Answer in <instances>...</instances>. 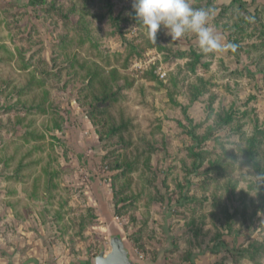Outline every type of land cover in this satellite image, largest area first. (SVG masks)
I'll return each instance as SVG.
<instances>
[{
	"label": "rangeland",
	"instance_id": "rangeland-1",
	"mask_svg": "<svg viewBox=\"0 0 264 264\" xmlns=\"http://www.w3.org/2000/svg\"><path fill=\"white\" fill-rule=\"evenodd\" d=\"M28 1L0 0V44L56 72L65 62L54 44L64 35L81 34L73 25L83 18L90 41L75 44L78 52L104 58L118 69L111 75L119 88L118 101L105 104L104 119L111 115L126 123L122 134L101 137V127L92 123L78 92L84 80L73 78L71 70L46 80L61 127L46 130L37 143L40 148L32 153L28 152L33 145L23 144L15 158H42L36 167L24 169L31 177L43 178L41 168L48 159L49 170L56 171L59 186L53 204L46 207L38 200L27 205L38 212L47 241L67 238L69 247L86 250L94 263L101 251L109 252V239L118 233L136 264H264V181L244 163L247 139L264 128V82L261 73L256 77L264 70V49L249 46L260 41L256 30L264 23V0H245L247 8L257 7L262 14L259 22L250 20L243 33L234 27L243 13L230 14L219 7L230 0H190L194 8L216 7L208 26L222 44L209 53L198 49L207 65L195 73L186 68L187 59L174 58L172 52L187 41L198 48L197 36L187 32L171 39L161 28L153 43L135 19L132 0H111L115 22L101 16L107 10L103 0H38L33 6L26 5ZM51 3L54 8L47 10ZM234 40L241 51L233 47ZM128 42L135 51L129 52ZM20 66L14 59L0 62V150L11 143L0 153L7 156L17 151L12 143H19L16 139L23 131L17 117L33 121L39 129L46 124L37 112H24L19 105L9 108L15 99L5 89L6 81L24 82ZM228 115L231 123L211 130L219 117ZM194 129L210 134L201 148L188 133ZM120 135L132 145L122 147ZM192 145L195 151L207 152L199 169L190 155ZM258 148L264 152V138ZM125 153L138 163L121 176L113 160ZM215 159L223 164L222 175H201ZM11 171L0 161V222L10 221L1 202L8 190L28 187L7 178ZM12 203L17 208L26 205ZM59 209L62 217L56 219ZM253 242L263 246L255 259L239 257L235 248Z\"/></svg>",
	"mask_w": 264,
	"mask_h": 264
},
{
	"label": "trees",
	"instance_id": "trees-1",
	"mask_svg": "<svg viewBox=\"0 0 264 264\" xmlns=\"http://www.w3.org/2000/svg\"><path fill=\"white\" fill-rule=\"evenodd\" d=\"M102 1V0H100ZM105 2V6L107 8L106 12L103 13L101 16L108 18L109 21L115 22V18L113 16V9H112V2L111 0H103ZM254 1V0H251ZM38 0H29L26 5H35L37 4ZM247 2L245 0H230L229 4L221 5V7L224 12H228L230 14L235 13V11L239 12L241 11L243 13V16L240 17L241 19L240 23L235 24L236 30L239 33H243L246 29V24H250V20L253 22H259V19L262 14V10L259 8H254L251 10L250 8H247ZM54 8V4L51 3L49 8L47 10H52ZM216 7H212L211 9L214 10ZM247 15V16H246ZM61 17L63 19H66L62 14ZM248 17L250 19H248ZM264 21V19H263ZM85 21H83V18L79 20L73 27L81 33L77 34L73 37L63 36L59 38V41L57 44H54L55 49L59 50L58 56H62L63 62H65V65L60 67L56 72L47 71L45 67V63L42 61H36L31 62L32 57L25 58L20 51L15 54L13 51L11 52L8 47H6L5 43L0 44V50L2 49L4 52L3 54H0V62H8L11 59H14L15 62L18 60L21 63L20 71H22L25 75L24 82L20 85L18 83L13 82V80L6 81L5 89H8V93L14 97L15 101L10 104V109L12 107L18 106L20 108H17L19 110H23L24 112H37L40 115L45 116L46 124L44 125V122H42L43 128L40 127L37 128L34 126L33 121L24 122L26 120L25 117H17L16 123L19 124L20 128L23 130L19 137L16 140H20L19 143L13 142L12 144H16V149L14 154H9L8 156L6 154L0 153V161L4 164V166L12 167L11 175L7 176L9 179H13L15 182H20L21 184H27L28 187L22 188L21 190L25 192L26 199L30 203H38V200H42V204H45L44 206H50L53 204V201L55 196L58 194V184L56 183V171L55 170H49L50 166V160L48 159L45 165L41 168L42 173L44 176H41L43 178H39V176H33L31 177L30 173H24V169L28 166H34L41 161V157L35 158L33 161H25V154H22L17 160H16V153L23 144H32L33 146L30 148L28 153H32L40 148V146H37V143H39L41 140H44L46 137V130L49 131L55 127L60 128L62 120L60 118L56 117V108L55 105L51 99L50 92L47 89L46 86V80H48L51 76L54 78L58 77L63 71L71 70L72 71V77L84 80V84L82 87L78 90L80 95H83L84 102L86 101L88 107H89V117L94 125L97 127V132L100 134L101 137L104 135L106 137L110 135H114V133L122 134L124 130V127L126 126V123L122 121V118H115L111 115H108V122L104 119V114L107 112V108L105 107V104L107 103H116L118 99L116 96L119 94V88L115 84H113V81H115L114 78L111 77V75L117 74L118 69L116 67H113V64L109 62L108 60L101 58L102 60H97L98 58L93 57L91 55H81L78 51L77 45L75 44H82L84 42L90 41V35L89 31L87 32V28L82 25ZM113 24V23H112ZM115 25V24H113ZM116 26V25H115ZM257 36L259 38V42H255L252 44H249L250 48L255 49L257 47L261 48V51H263L264 46V23L258 30H256ZM180 43V42H179ZM233 44V42H232ZM236 48H239L241 51V45H239L238 42L234 40V46ZM126 48L129 50V52L135 51L136 47L132 44V42H128L126 44ZM198 48H195L193 46V43L186 42L185 46H182V43L178 44V46L175 48V50L172 52V55L174 58L178 59H187L186 62V68L191 72L195 73L197 69L205 67L207 64L201 62L202 61V55L198 53ZM232 51H234L233 48H231ZM249 53V52H244ZM5 54V55H4ZM98 54H96L97 56ZM128 55V54H127ZM128 56L124 58V60L127 59ZM100 58V56H99ZM105 62L108 66H105L103 62ZM35 66V69H33ZM251 71V69H250ZM261 73L262 81L264 82V70H260L259 73H256V77H259ZM150 74V72H148ZM147 75V73L145 74ZM199 81L202 83L203 81L199 79ZM114 87L116 90H114ZM120 88H123L121 86ZM202 92V90H200ZM30 95L29 98H26V96ZM129 122V121H128ZM232 122V116L228 115L225 118L219 117V121L216 122L215 126H211V130L216 129L217 126L222 125V123H231ZM109 124L108 130L106 132L104 131V127ZM45 127V129H44ZM194 128V127H193ZM189 135L193 139V142L196 144L197 147L201 148L202 144L205 142V140L209 137V133H205L203 135L197 134L195 129L188 131ZM103 135V136H102ZM100 138V137H99ZM264 138V128H259L256 130L253 135L247 139V147L245 150V165L252 170L256 172V174L261 177L262 181H264V152L258 150L259 146L261 145ZM101 139V138H100ZM119 141L122 143V147H126L128 145H132V142L130 140H124V138L119 136ZM11 143H6L4 145L0 152L2 150L8 149L9 145ZM34 150V151H33ZM206 151L199 150L195 151V146L192 145L190 150V155L193 158V160L196 162L195 168L199 169L202 167L203 162L205 161V155ZM103 159L105 157H102ZM114 168L121 169L120 175H125L133 171L134 166L136 163H138V160L136 157L132 158L127 156V154H118L115 157V160H113ZM145 163V162H144ZM208 167L204 168L203 172H201V175L204 174H210V173H220L223 171V164H221V161L218 159L215 160H209L208 161ZM219 174V175H220ZM222 175V174H221ZM42 181V183H41ZM41 183V184H40ZM205 183V182H204ZM17 189L8 190L10 194H16ZM20 202V200H19ZM9 204L14 206V203L9 202ZM44 210H49V208H44ZM17 212L15 211V214ZM55 218H61V210L58 211L55 210L54 212ZM83 221L80 222V226L83 225ZM82 228V226H81ZM256 244V243H255ZM253 243H249L247 245H240L239 247L235 248L239 252V257L241 258H248L251 260L255 259L256 253L259 251H262L263 248L262 245H255ZM264 250V249H263Z\"/></svg>",
	"mask_w": 264,
	"mask_h": 264
},
{
	"label": "crops",
	"instance_id": "crops-1",
	"mask_svg": "<svg viewBox=\"0 0 264 264\" xmlns=\"http://www.w3.org/2000/svg\"><path fill=\"white\" fill-rule=\"evenodd\" d=\"M25 196L21 189H17L16 194L6 195L12 202L20 200L26 204L20 208L9 207L6 199L1 200L4 209L7 208L6 219L10 221L0 222V264H95L86 250L81 252L75 245L69 247L67 238L47 236V241L38 212L27 206L31 203Z\"/></svg>",
	"mask_w": 264,
	"mask_h": 264
},
{
	"label": "clouds",
	"instance_id": "clouds-1",
	"mask_svg": "<svg viewBox=\"0 0 264 264\" xmlns=\"http://www.w3.org/2000/svg\"><path fill=\"white\" fill-rule=\"evenodd\" d=\"M132 9L153 43H156L157 32L163 28L171 39L194 33L204 53L222 48L219 37L208 26L212 9L194 8L190 0H132Z\"/></svg>",
	"mask_w": 264,
	"mask_h": 264
},
{
	"label": "water",
	"instance_id": "water-1",
	"mask_svg": "<svg viewBox=\"0 0 264 264\" xmlns=\"http://www.w3.org/2000/svg\"><path fill=\"white\" fill-rule=\"evenodd\" d=\"M109 244V252L101 251L95 257V264H136L131 259L129 250L120 234H113L109 239Z\"/></svg>",
	"mask_w": 264,
	"mask_h": 264
}]
</instances>
